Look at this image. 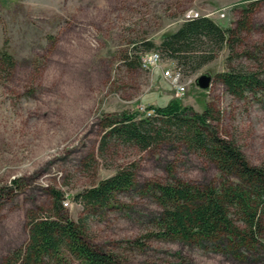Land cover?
I'll use <instances>...</instances> for the list:
<instances>
[{"label":"rangeland","instance_id":"rangeland-1","mask_svg":"<svg viewBox=\"0 0 264 264\" xmlns=\"http://www.w3.org/2000/svg\"><path fill=\"white\" fill-rule=\"evenodd\" d=\"M245 8L250 30L236 34L234 51L225 46L205 59L158 48L188 18L207 16L236 28ZM5 48L15 67L0 63V186L16 179L18 187L0 209V264L25 244L28 214L52 206V190L69 198L63 206L70 218H89L91 242L120 264H264V235L249 249L228 240L149 237L162 212L150 185L173 177L202 186L217 182L220 172L205 157L179 142L147 150L114 144L105 154L99 147L107 118L151 114L150 107L179 99L198 113L208 111L251 164H264V98H237L222 82L228 66L264 72V0H0ZM153 50L162 62L146 69L141 56ZM170 66L181 73L182 95L164 75ZM203 74L211 76L207 90L197 84ZM129 163L136 185L119 194L112 209L89 213L76 201L78 192Z\"/></svg>","mask_w":264,"mask_h":264},{"label":"trees","instance_id":"trees-1","mask_svg":"<svg viewBox=\"0 0 264 264\" xmlns=\"http://www.w3.org/2000/svg\"><path fill=\"white\" fill-rule=\"evenodd\" d=\"M250 12V8L243 10V19L236 28H222L207 16L188 18L166 35L158 48L170 56L207 55L203 56L205 59L213 58L225 46L234 51L238 43L236 34L250 30ZM149 45L148 49L153 47L152 43ZM0 63L10 69L15 67L6 48L0 50ZM222 82L237 98H264V72L259 68L228 66ZM149 110L153 113L122 112L104 120L101 154L114 144L117 148L147 150L165 142H179L205 157L220 172V179L206 186L175 177L151 184L162 212L156 220V230L149 237L190 244L228 240L233 246L255 247L264 235V164H251L234 139L221 135L208 111L198 113L179 99ZM17 183L14 179L11 185L0 186V209L17 189ZM135 185L134 163L119 165L113 175L78 192L75 199L89 213L109 210L118 202L119 194ZM51 195L49 209L39 215L33 211L28 214L25 244L2 264H64L71 260L76 264H120L114 254L91 242L89 218L73 220L63 206L66 196L56 190Z\"/></svg>","mask_w":264,"mask_h":264},{"label":"built area","instance_id":"built-area-1","mask_svg":"<svg viewBox=\"0 0 264 264\" xmlns=\"http://www.w3.org/2000/svg\"><path fill=\"white\" fill-rule=\"evenodd\" d=\"M161 62H162V56L158 50L145 52L141 56V64L146 69H150V68L154 69L156 67H159V64ZM164 75L172 78L173 83L176 84L177 92L179 95L180 94L182 95L185 93V87L181 86L180 84H177V80L181 76L180 71H177L170 66L164 71ZM63 203H64V205L68 206L69 205V198H66Z\"/></svg>","mask_w":264,"mask_h":264},{"label":"water","instance_id":"water-1","mask_svg":"<svg viewBox=\"0 0 264 264\" xmlns=\"http://www.w3.org/2000/svg\"><path fill=\"white\" fill-rule=\"evenodd\" d=\"M197 84L199 88L207 90L211 84V76L208 74H203L197 79Z\"/></svg>","mask_w":264,"mask_h":264}]
</instances>
